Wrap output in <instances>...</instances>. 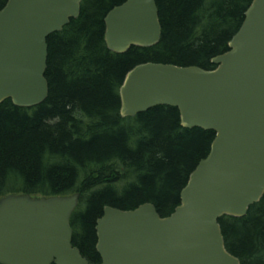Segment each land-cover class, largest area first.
I'll return each instance as SVG.
<instances>
[{"label": "water", "instance_id": "95a60500", "mask_svg": "<svg viewBox=\"0 0 264 264\" xmlns=\"http://www.w3.org/2000/svg\"><path fill=\"white\" fill-rule=\"evenodd\" d=\"M82 0H6L0 8V103L29 107L47 96V37L76 18ZM104 41L122 53L159 41L155 0H124L104 16ZM214 68L144 62L119 87L122 117L176 107L180 125L212 130L167 216L144 202L105 205L95 221L97 264H241L218 219L242 217L264 194V0H251ZM79 194L0 197V264H92L72 243Z\"/></svg>", "mask_w": 264, "mask_h": 264}, {"label": "trees", "instance_id": "16d2710c", "mask_svg": "<svg viewBox=\"0 0 264 264\" xmlns=\"http://www.w3.org/2000/svg\"><path fill=\"white\" fill-rule=\"evenodd\" d=\"M123 1L82 0L79 15L47 38L45 100L32 107L0 103V197L78 192L72 243L92 264L100 261L95 221L103 207L150 202L160 216L170 214L214 137L212 130L182 127L173 106L121 117L125 74L148 61L213 68L211 58L228 49L251 2L155 0L159 41L116 53L105 45L104 16ZM218 221L229 253L241 264H264V194L244 216Z\"/></svg>", "mask_w": 264, "mask_h": 264}]
</instances>
